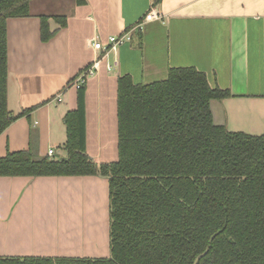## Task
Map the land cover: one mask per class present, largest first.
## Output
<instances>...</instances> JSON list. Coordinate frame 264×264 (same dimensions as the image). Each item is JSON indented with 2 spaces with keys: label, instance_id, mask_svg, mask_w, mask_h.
Here are the masks:
<instances>
[{
  "label": "crops",
  "instance_id": "0c3cea01",
  "mask_svg": "<svg viewBox=\"0 0 264 264\" xmlns=\"http://www.w3.org/2000/svg\"><path fill=\"white\" fill-rule=\"evenodd\" d=\"M155 8L161 19L146 20ZM53 36L42 40L41 16ZM64 18L65 24L60 19ZM132 39L105 56L111 35ZM8 109L0 158L32 150L66 158V116L78 107L74 79L96 58L84 86L86 152L98 165L119 159L118 84L168 78L194 67L231 96L213 102L230 132L264 134V0H31L30 16L7 23ZM58 96L62 101H58ZM0 256H110V186L101 175L0 176Z\"/></svg>",
  "mask_w": 264,
  "mask_h": 264
},
{
  "label": "trees",
  "instance_id": "16d2710c",
  "mask_svg": "<svg viewBox=\"0 0 264 264\" xmlns=\"http://www.w3.org/2000/svg\"><path fill=\"white\" fill-rule=\"evenodd\" d=\"M30 1L0 0V135L17 119L8 109L7 23L30 16ZM49 18L41 16L43 41L54 34ZM230 96L194 67L150 84L120 77L119 159L98 165L86 152L80 88L66 116L67 157L8 153L0 176L107 177L110 256H0V264H193L208 246L199 264H264V134L214 124L211 101Z\"/></svg>",
  "mask_w": 264,
  "mask_h": 264
},
{
  "label": "built area",
  "instance_id": "2783aa9c",
  "mask_svg": "<svg viewBox=\"0 0 264 264\" xmlns=\"http://www.w3.org/2000/svg\"><path fill=\"white\" fill-rule=\"evenodd\" d=\"M162 15L158 14L155 8H152L146 15V20L161 19ZM132 39L131 31L123 33L121 35H111L108 37L106 44L100 39H94L92 42V47L97 51H103L105 56L108 55L112 48L129 42ZM101 62L100 58H96L88 67L84 68L78 76L74 79V86L78 89L84 87L88 79L94 76L98 70L99 64ZM58 101H62V97L58 96ZM54 149L48 151L49 156H53Z\"/></svg>",
  "mask_w": 264,
  "mask_h": 264
},
{
  "label": "water",
  "instance_id": "95a60500",
  "mask_svg": "<svg viewBox=\"0 0 264 264\" xmlns=\"http://www.w3.org/2000/svg\"><path fill=\"white\" fill-rule=\"evenodd\" d=\"M215 101H216V99H214V100L211 101V110L213 111L214 114H215V111L213 110V104H212V103L215 102ZM214 124H215V125H221L222 123L217 122V120L214 118ZM209 249H210V246H208L204 252L200 253V254L195 258L193 264H199L200 260H201L204 256L207 255V253L209 252Z\"/></svg>",
  "mask_w": 264,
  "mask_h": 264
}]
</instances>
